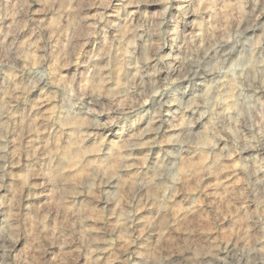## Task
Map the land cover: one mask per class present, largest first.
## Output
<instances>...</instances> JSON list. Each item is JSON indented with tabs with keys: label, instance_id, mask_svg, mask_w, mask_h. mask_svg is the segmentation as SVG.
<instances>
[{
	"label": "clouds",
	"instance_id": "1",
	"mask_svg": "<svg viewBox=\"0 0 264 264\" xmlns=\"http://www.w3.org/2000/svg\"><path fill=\"white\" fill-rule=\"evenodd\" d=\"M0 264H264V0H0Z\"/></svg>",
	"mask_w": 264,
	"mask_h": 264
}]
</instances>
